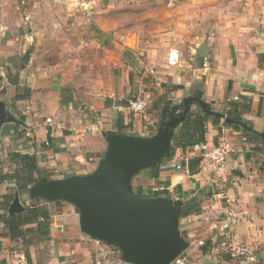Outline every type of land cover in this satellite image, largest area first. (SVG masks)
I'll list each match as a JSON object with an SVG mask.
<instances>
[{
    "label": "crops",
    "instance_id": "obj_1",
    "mask_svg": "<svg viewBox=\"0 0 264 264\" xmlns=\"http://www.w3.org/2000/svg\"><path fill=\"white\" fill-rule=\"evenodd\" d=\"M144 3L156 9L154 17L164 21L163 35L177 37L171 50L180 53L177 66H168V55L162 62L149 65L158 69L157 74H163L159 76L160 80L163 78L161 85H157L165 93L171 92L175 101L182 98L180 103L165 101L166 95L159 94L153 96V102L160 101L163 110L167 107L175 110L181 108L185 98L201 93L213 111L226 116L231 109L236 110L254 132L264 135V60L262 64L259 60L264 55V0H144ZM1 43L0 39L3 53L6 46ZM203 46L207 57L197 55ZM2 58L0 55V62ZM151 60L148 56L145 63H155ZM25 73L23 70L21 75L10 78L0 73V90L5 87L0 93V105L16 120L6 123L1 131L0 173L7 163L13 165L10 161L13 153L35 155L38 167L51 175L62 174L67 178L94 172L107 150L105 132L99 129L101 120L96 122L99 116L93 118V111H85L87 108L77 113L74 104L64 102L57 94L39 97L40 86ZM166 84L181 89L173 91L174 87ZM119 111L123 112L120 123L132 125L126 133L133 135L139 123L136 117L141 116L129 113L123 106ZM50 117L57 118L52 127L45 123ZM137 128L140 133L136 136L148 137L147 133H153L148 127ZM205 144L230 149L225 171L204 173L199 167L195 171L187 167L178 171L176 167L183 166V161L199 158L192 148L178 149L172 160L162 164L159 179L154 180L147 173L140 188L145 189L151 183L160 189L169 187L172 199L181 200L184 205L192 199L198 203L195 213L180 219V229L189 242L185 264H231L229 259L243 253L249 255L247 264H264V139L226 126L223 121L218 125L209 122ZM6 185L16 188L14 182ZM48 207L52 214L49 240L35 232L27 237L29 245L25 248L22 240L0 236V264H127L121 253L107 251L102 243L81 232L79 211L73 205L62 202ZM5 233L0 224V235ZM201 241L203 246L199 244ZM223 242L230 245L231 258L223 256Z\"/></svg>",
    "mask_w": 264,
    "mask_h": 264
},
{
    "label": "rangeland",
    "instance_id": "obj_2",
    "mask_svg": "<svg viewBox=\"0 0 264 264\" xmlns=\"http://www.w3.org/2000/svg\"><path fill=\"white\" fill-rule=\"evenodd\" d=\"M152 8H148L144 0H0V27L7 29L6 35L0 38L2 47L6 46L0 53L4 57L0 62V73L8 74L10 78L25 70L24 75L40 86L39 97L60 95L64 102L74 104L77 113L81 114L87 108L85 111H93V118L98 115L96 122L101 120V132H118L117 125L123 113L119 108H125L138 91L150 92L154 98L157 94L166 95L165 101L175 104L182 99L175 101L171 92L165 93L164 88L157 85H161L163 74H157L158 69L149 66L165 60L174 49L173 43L177 42L176 36L163 35L164 21L154 17L156 9ZM103 36L112 38L102 44ZM26 55L30 57L29 63L23 60ZM148 56L155 63H145ZM159 76H162L161 80ZM3 91L4 86L0 93ZM193 108L196 110L197 106ZM161 116L160 112L153 113L150 107L141 117H136L139 123L135 125L133 135L140 133L138 126L156 132ZM13 169V165L7 163L2 173L8 174ZM148 171L133 179L136 193L143 187L141 183ZM63 178L62 174L51 177ZM151 184L142 188L149 198L156 197L153 189L157 185ZM0 185V213L5 207L6 196L18 194L25 210L36 200L30 197L31 187L26 193L19 194L6 182ZM102 245L111 253H121L116 247ZM222 249L226 259L232 257L233 251ZM246 254L231 258V264H247L249 255Z\"/></svg>",
    "mask_w": 264,
    "mask_h": 264
},
{
    "label": "water",
    "instance_id": "obj_3",
    "mask_svg": "<svg viewBox=\"0 0 264 264\" xmlns=\"http://www.w3.org/2000/svg\"><path fill=\"white\" fill-rule=\"evenodd\" d=\"M110 38L103 36L102 44ZM197 55L207 57L206 46ZM24 61L29 62V55ZM195 105L210 116L221 115L198 93L185 98L176 115L173 108H165L153 136L105 133L107 150L94 172L63 179L43 177L31 187V199L73 205L79 211L81 232L94 241L118 248L127 264H172L189 248L180 230L184 204L172 198L140 196L132 182L143 171L170 157L174 134ZM222 117L229 124L236 123ZM10 122L16 120L0 105V135L3 126ZM24 211L16 194L8 213Z\"/></svg>",
    "mask_w": 264,
    "mask_h": 264
},
{
    "label": "trees",
    "instance_id": "obj_4",
    "mask_svg": "<svg viewBox=\"0 0 264 264\" xmlns=\"http://www.w3.org/2000/svg\"><path fill=\"white\" fill-rule=\"evenodd\" d=\"M259 60L262 64L264 55H260ZM179 89H181V87L177 86L174 87L173 91H177ZM152 110L159 111L160 113L162 110L161 117H163L162 103L160 101L153 103ZM226 116L230 119H233L236 123L234 125H229L223 120L222 115L210 116L198 107L196 110H191L186 116L185 120L176 130L172 142L171 155L169 158L165 159L162 164L172 160L178 149L186 151L198 144L205 143L209 122H212L214 125H218L221 123V121H223L226 126H232L238 130H242L245 134L250 133L254 138L264 139V135L254 132L249 123L244 121L240 117V114L236 112V110L231 109ZM158 126H160V124ZM131 128L132 125L126 127L121 124L120 121L117 125L118 133H126L127 130ZM156 132H153L150 134V136L155 135ZM10 161L15 167L11 173H0V184L3 182H14L16 185L15 190L19 194L29 191V188L37 184L43 177H48L49 179L52 177L48 171L41 170L38 167L39 161L35 155L13 153L10 156ZM200 163L201 158H193L188 162L183 161L182 165L183 167H187L190 171H195L200 166ZM162 164L148 171L152 179H159L162 171ZM160 184L161 186L162 184L165 185L164 183ZM137 194L143 197L145 196L142 188H139ZM155 196L172 198V193L168 190H163L156 192ZM179 198L182 199L183 197L180 196ZM4 199L5 207L1 210L0 224L4 226L7 233L0 236L9 238L13 241L22 240L25 248H28L29 245L27 242V237L31 234H34L35 232H37L39 236L49 240L52 214L48 205L51 203L41 201V199H36L33 201V204L29 206L24 212L10 215L8 213V209L10 204L13 202L14 197L6 196ZM61 203L62 202H56V204ZM197 206L198 203L195 199L187 201L183 207L181 218H186L195 213L194 211L196 210ZM32 226H35V228ZM182 234L184 238L187 239L186 233ZM25 253L27 260L30 261L27 249Z\"/></svg>",
    "mask_w": 264,
    "mask_h": 264
},
{
    "label": "built area",
    "instance_id": "obj_5",
    "mask_svg": "<svg viewBox=\"0 0 264 264\" xmlns=\"http://www.w3.org/2000/svg\"><path fill=\"white\" fill-rule=\"evenodd\" d=\"M6 33H7V29L4 27H0V36L4 37ZM179 62H180V53L177 50H171L167 56L168 66H171V67L177 66ZM152 102H153L152 93L144 91V90H140L135 94V96H133L128 101V104L126 105L124 110L136 116H142L149 110V107L151 106ZM56 120H57L56 117H50L46 119L45 123L49 127H52L55 124ZM147 136H150V135L147 133ZM46 145L47 146L49 145L48 141L46 142ZM192 149H194V152H198L199 158H201V163L199 166L201 172L209 173V172H221V171L226 170L228 158L231 152L227 146L217 145V146L209 147L207 144L203 143V144H198L194 146ZM184 168L185 167L178 165L176 167V170L180 171L182 169L184 170ZM163 190L170 191L169 188L153 189L154 192H159ZM146 197H149V196H146ZM199 244L200 246H203L204 242L201 241ZM221 246L225 249H231L230 245L227 244L226 242H223ZM185 262H186V258L184 257V254H183L178 259H176L172 264H185Z\"/></svg>",
    "mask_w": 264,
    "mask_h": 264
},
{
    "label": "flooded vegetation",
    "instance_id": "obj_6",
    "mask_svg": "<svg viewBox=\"0 0 264 264\" xmlns=\"http://www.w3.org/2000/svg\"><path fill=\"white\" fill-rule=\"evenodd\" d=\"M181 110H182V107H181L180 109H175V110H174V114H175V115L178 114Z\"/></svg>",
    "mask_w": 264,
    "mask_h": 264
}]
</instances>
